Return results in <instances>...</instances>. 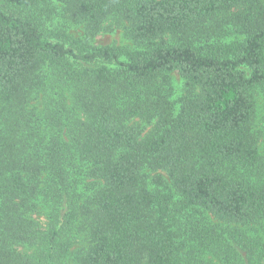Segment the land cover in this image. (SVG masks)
<instances>
[{
	"label": "trees",
	"instance_id": "obj_1",
	"mask_svg": "<svg viewBox=\"0 0 264 264\" xmlns=\"http://www.w3.org/2000/svg\"><path fill=\"white\" fill-rule=\"evenodd\" d=\"M260 88L264 0H0V264H264Z\"/></svg>",
	"mask_w": 264,
	"mask_h": 264
},
{
	"label": "rangeland",
	"instance_id": "obj_2",
	"mask_svg": "<svg viewBox=\"0 0 264 264\" xmlns=\"http://www.w3.org/2000/svg\"><path fill=\"white\" fill-rule=\"evenodd\" d=\"M70 32L76 38L82 37L84 33L82 28H73L70 30ZM237 38H240V36H237ZM91 43L96 46H111L122 50L123 53H125L128 50H133L137 48L136 43L127 35L126 29L123 25L121 27L116 28L113 31L99 33ZM170 76L172 77V86H173L172 98L173 100L178 101L180 96H182L186 90V86H185L186 82L185 79L178 73V71L171 72ZM252 127H253V131L259 137V150L261 154L264 155V89L261 88L255 93V115H254ZM162 173L164 174L163 171ZM249 228L250 231H248L247 233L251 236L255 234L262 235L264 233V228L260 229L259 226L255 228L254 225H250L248 226L247 229ZM261 237L264 238V235H262ZM81 242L82 241L72 243L70 247L72 253L66 259V264H79L78 260L75 258L74 251L78 247H82L85 245L82 244ZM229 256L230 254H228L226 258L218 259L217 257L208 255L209 258H212L214 260L213 261L214 264H224L225 260H228L227 262H225V264H231L233 260ZM233 256L234 258H237L236 254H234Z\"/></svg>",
	"mask_w": 264,
	"mask_h": 264
}]
</instances>
